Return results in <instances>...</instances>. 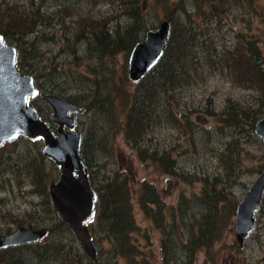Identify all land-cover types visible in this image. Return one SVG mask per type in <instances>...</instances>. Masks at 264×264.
I'll use <instances>...</instances> for the list:
<instances>
[{"label": "rangeland", "instance_id": "374dc122", "mask_svg": "<svg viewBox=\"0 0 264 264\" xmlns=\"http://www.w3.org/2000/svg\"><path fill=\"white\" fill-rule=\"evenodd\" d=\"M175 1L177 0H167L164 5H155L154 0H141L145 25L149 29L156 28L168 16L184 23L187 16L182 10H176ZM221 1L197 0V5H194L191 0H187L185 6L195 25L201 23L199 29L194 25L195 29H208L209 37L220 46L223 57L227 55L228 65L225 63L222 69H218L215 66L218 64L202 62L196 68L191 83L175 89L173 93V99L178 98L179 102L174 110L177 113L176 120L158 124L149 135L151 142L160 143L161 146H156L158 151L171 149L172 157L178 159V167L187 176L194 173L191 181L163 174L150 161L146 164L140 162L133 149L123 140L122 133L116 136L114 143L115 165L110 162L104 168H90L95 172L94 186L103 173L111 174L119 164L121 169L127 171L131 187L136 193L139 182L143 179L157 188L166 214L163 232L133 198V214L140 227V233L133 234L134 241L145 252L153 253L155 264H162V239L169 237L166 240L168 244L175 238L179 239V203L184 201L187 204L184 205L187 207L186 223L200 219L205 213L206 207L195 197L202 191L201 174L224 176L231 172L230 178L219 180L218 187L232 184L230 197L239 202L264 164V142L255 133L251 116L258 114L256 121L264 116V82H248L240 74V69L244 68L245 60L250 54H254L256 63L264 73V0ZM71 2L73 7L63 8L56 5L55 0H0V4L11 8L17 16L24 9L38 8L39 17L46 19L43 20L44 27L38 26L39 38L35 39L33 36L36 35L29 34L24 38L11 36L8 41L4 40L15 48L21 46L25 50V61L37 65L38 69L34 70L36 73H26L34 76L42 74L38 75V81L42 84L40 93L49 89L60 93L65 100L75 93L79 94L74 100L78 99L84 110L82 115L77 116L76 129L84 132L87 117L91 114V109L86 112L85 106L95 107L93 96L101 99L104 107V98L101 96L105 97L109 93L115 95V86L129 92L133 89V84L125 77L128 72V55L119 50H102L100 41L96 38L105 26L106 32L112 35L109 40L115 41L114 31L118 29L122 32L126 25H131L132 19L127 15L129 11L126 3L121 0ZM212 9L219 10L218 15L213 16ZM56 12L63 18L62 22L55 23L50 17L46 18L54 16ZM33 18L36 19L35 16ZM16 27L17 31L22 29L20 24ZM82 28L90 32V36L73 43L78 37L76 33ZM93 32L97 34L94 36ZM42 34L54 36L51 40H43ZM138 35L140 41L143 40L144 33ZM27 43H32L30 47L34 48V52L29 55ZM16 50L18 53L19 50ZM194 67L195 65L193 69ZM31 102L39 105L43 112L47 111L49 116L51 107L38 95ZM143 144H150V148L152 147L147 135ZM38 148H43L41 139L38 141L19 136L0 149V228L15 226L17 222L31 223L36 218L45 222V225L39 227H47L61 220L57 213L51 214L42 195V183L38 184L34 179L38 170V173H47V178L56 181L60 169L53 160L44 154L42 156ZM221 155L225 161L221 160ZM101 156L98 155V163L105 161ZM226 163L233 165V171L226 169ZM262 205L264 201L261 202L260 206ZM174 211V226L170 228ZM255 217L253 230L243 246L239 247L234 233V214H231V224L227 226L223 239L215 243L210 254L202 247L193 258V264H264V213L257 210ZM57 236L59 235L53 234L52 238ZM68 237L70 236L61 238L67 241ZM74 238L76 239L75 236ZM175 244L177 245L176 241ZM101 246L106 247L107 242L102 241ZM96 249L98 250V246ZM178 253L179 250L176 249L175 254ZM81 263L83 264L82 261Z\"/></svg>", "mask_w": 264, "mask_h": 264}, {"label": "trees", "instance_id": "16d2710c", "mask_svg": "<svg viewBox=\"0 0 264 264\" xmlns=\"http://www.w3.org/2000/svg\"><path fill=\"white\" fill-rule=\"evenodd\" d=\"M71 1L55 0V4L63 8H70L74 5ZM121 1L126 3L127 10L129 11L127 15L132 19L131 25H126L122 32L116 29L114 31L115 41L112 42L109 40L112 35L106 32L105 26L98 34L94 32L93 34L94 36L97 34L96 38L100 41L102 50L124 51L129 56L133 46L140 41L138 34L145 33L149 28L143 21L140 7L141 0ZM166 1L154 0L153 4L164 5ZM217 1L222 2L221 0ZM191 2L197 5V0H191ZM186 3L187 0L175 1L176 10H182L187 16L186 20L184 23H181L173 16H168L167 19L170 21L171 30L164 54L139 82L133 84L132 91L129 92L115 86V95L109 93L105 97L101 96L104 98V107H102V100L97 98V96H93V101L96 104L93 102L95 107L85 106V111L88 112L91 109V114L86 120L87 127L83 132L81 152L89 170L88 177L90 183L97 192L94 217L88 223L92 241L95 246H98L96 252L97 260L93 261L86 255L77 239L74 238L69 225L61 219L59 222L47 225L48 233L38 243L21 244L0 251V264H52L57 262L61 264H80V261L83 264H155L152 259L154 257L153 253L145 252L134 241L133 234L140 233V227L133 214V198L135 197L136 203L140 206L141 210L163 232L164 225L166 224V214H164V202L160 198V194L156 190L157 188L153 183L143 179L139 182L136 193L131 187L127 171L121 169L119 164L115 166L111 174L103 173L94 186L93 175L95 172H92L90 168L93 166L104 168L110 162L115 165L114 143L117 138L116 136L122 133L123 140L133 149L140 162L146 164L150 161L159 171L169 176L190 181L193 178L194 173L187 176L178 167V159L172 157L171 149L162 150V152L158 151L156 146H161L160 143L151 142L149 137L158 124L176 120L177 113L174 110L179 106V102L178 98L173 99V93L175 89L178 90L191 83V78L195 74L196 68L202 62L211 63L212 65L218 64L215 66L219 69H222L225 63L228 65L229 62L226 59L227 55L224 58L221 54L222 49L220 46L209 37L208 29H205V31L195 29L194 21L186 12ZM5 12L7 13L6 16ZM211 12L213 16H216L219 10L212 9ZM18 15L16 12L13 13L11 8L0 4V33L4 38L8 41L9 38H12L11 36L24 38L29 34L36 35H32L35 39L39 38L38 28L44 27L42 25L43 20L46 21V19L39 17V9H24ZM49 17L55 23H58V21L62 22L63 20L59 16V12L54 13V16H46V18ZM18 24L22 26V29L19 31L16 30V25ZM200 24L197 23L195 25L197 29H199ZM76 34H78V37L75 38L73 43L79 40L83 41V39L90 36V32L88 33L85 28H82ZM41 36L43 40L49 38L51 40L54 35L42 34ZM27 44L29 55L34 52V48L30 47L32 43ZM89 45L90 43H88ZM16 48L19 50L17 66L25 73L27 71L36 73L34 70L38 69L37 65L27 63L23 54L25 50L19 45ZM98 56L100 55L98 54ZM29 59L31 60V57ZM193 65H195L194 69ZM240 70V74L245 76L246 81H258L259 84L260 82H264V73L256 63L254 54H250L245 60L244 68ZM38 75L42 74L39 73L35 76L33 75V77L36 88L40 92L42 84L38 81ZM51 81L53 82V79ZM43 92L61 96L60 93H54L49 89ZM77 97H79V94L75 93L66 99L75 105L81 106V102L78 99L74 100ZM34 107L42 119L48 116V112H43L39 105L35 104ZM93 109L99 111L95 112ZM255 114L251 115L254 123L258 115ZM146 135L148 141L152 143L151 148L150 144H143ZM33 140L39 141V139ZM37 150L42 155L41 150L39 148ZM99 154L102 155L100 158H105L104 163H98L97 160H100L98 159ZM221 160L225 161L222 155ZM226 164V169L233 171V165L231 166L230 163ZM229 173L224 174V176L219 174L211 176L207 173L200 175L202 191L199 196L195 195V197L200 201L202 206L206 207V211L200 219L186 223L187 207H184V205L187 204L184 201L182 202L183 204L179 203L177 210L180 219L178 223L179 239L175 238L169 244L168 242L166 243L169 237L162 239V264H193V258L202 247H205L206 253L210 254L215 247V243L223 239L227 226L231 224V214L235 215V208L238 203V201L235 202L233 200L232 196L230 197V187L232 184L228 183L222 187H218L220 179L231 177L232 173ZM45 174L43 172L38 173V170H36L34 179L38 184L42 183V195L50 208L51 214H56L48 192V183H51L53 180L47 178V173ZM263 201L264 192L261 202ZM258 210L264 213V205L259 206ZM172 215L173 221L170 223V228L174 226L175 211L172 212ZM31 223L35 227L45 225V222H40L38 218ZM53 234L59 236L52 238ZM67 235L70 237L65 241L64 238ZM62 236L64 238H61ZM183 236L185 239H182ZM50 237L51 239H49ZM102 241L107 242L106 247L101 246ZM176 249L179 250L177 255L175 254Z\"/></svg>", "mask_w": 264, "mask_h": 264}, {"label": "water", "instance_id": "95a60500", "mask_svg": "<svg viewBox=\"0 0 264 264\" xmlns=\"http://www.w3.org/2000/svg\"><path fill=\"white\" fill-rule=\"evenodd\" d=\"M169 34L170 21L165 19L156 28L147 29L143 40L133 46L127 73L131 82H138L157 63L164 53ZM16 60V48L6 43L0 34V146L18 134L43 139L42 153L60 167L59 179L48 185L53 207L69 225L86 255L96 261V248L87 223L94 216L97 192L89 181L81 154L82 133L74 130L75 114L83 110L59 96L42 94V99L52 108L51 120L57 124L52 131L28 101L36 93L33 76L19 69ZM254 131L264 142V116L256 121ZM263 192L264 164L235 208L234 233L240 247L253 230L255 212L261 204ZM47 232L46 227H19L9 235H0V248L39 242Z\"/></svg>", "mask_w": 264, "mask_h": 264}, {"label": "flooded vegetation", "instance_id": "af4514ba", "mask_svg": "<svg viewBox=\"0 0 264 264\" xmlns=\"http://www.w3.org/2000/svg\"><path fill=\"white\" fill-rule=\"evenodd\" d=\"M36 87V86H35ZM42 94H45V92H41L39 95H38V97L39 98H41V100L46 104V105H48L49 106V108L51 107L48 103H46L43 99H42ZM57 96V95H56ZM62 99H64V98H62ZM65 100V99H64ZM67 101V100H66ZM68 103H70V104H72V105H74V106H76L75 104H73V103H71L70 101H67ZM78 106V105H77ZM49 111H50V109H49ZM69 114L70 115H73L72 113H70L69 112ZM43 120H45L47 123H48V125H49V127H56L57 126V124H55V123H53L52 121H51V119H50V114H49V116H47V117H45V118H43ZM19 136H21V135H18V137ZM25 137V136H24ZM27 138V137H26ZM12 142H14V140H10V141H8V142H5L4 144H2L1 146H0V149L1 148H4L7 144H10V143H12ZM19 167H21V165H19ZM3 169V168H2ZM49 185V184H48ZM51 200V199H50ZM52 203V202H51ZM12 224V223H11ZM22 226H25V227H27V226H32V227H35L34 225H32V223H23V224H20V223H16V225L15 226H12V227H3V228H0V235H9V234H11V233H13L17 228H19V227H22ZM35 228H39V227H35ZM42 240V239H41ZM40 240V241H41ZM36 243H38V242H36ZM30 244H33V243H30ZM8 248H12V247H7V248H0V251H2L3 249H8ZM1 260V259H0Z\"/></svg>", "mask_w": 264, "mask_h": 264}]
</instances>
